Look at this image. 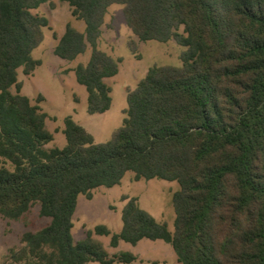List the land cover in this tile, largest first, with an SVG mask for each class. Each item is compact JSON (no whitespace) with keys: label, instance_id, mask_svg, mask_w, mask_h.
I'll use <instances>...</instances> for the list:
<instances>
[{"label":"trees","instance_id":"obj_1","mask_svg":"<svg viewBox=\"0 0 264 264\" xmlns=\"http://www.w3.org/2000/svg\"><path fill=\"white\" fill-rule=\"evenodd\" d=\"M54 0H0V215L20 220L33 206L49 224L27 232L8 264L132 263L131 253L110 256L111 246L143 240L170 245L178 264H264V0H60L72 17L54 54L73 62L88 94V114L108 112V80L121 60L99 48L108 10L123 7L127 27L142 43L175 42L181 67L153 66L134 90L120 128L107 143L72 117L64 148H48L49 115L21 93L19 70L41 66L34 51L49 20L34 14ZM136 52L135 42H130ZM13 89L16 92H13ZM136 181L175 182L174 230L127 199L118 233L104 225L73 236L81 196Z\"/></svg>","mask_w":264,"mask_h":264},{"label":"rangeland","instance_id":"obj_2","mask_svg":"<svg viewBox=\"0 0 264 264\" xmlns=\"http://www.w3.org/2000/svg\"><path fill=\"white\" fill-rule=\"evenodd\" d=\"M34 14L49 20V27L43 30L44 40L33 53L34 59L41 61V66L31 76L24 75L23 69H20L19 81L22 83L21 93L49 115L47 128L54 135V142L48 148L65 147L63 130L68 117L91 133L96 144L107 143L123 124V112L128 107L127 90H134L153 66H182L183 48L173 41L166 44L140 42L126 25L123 7L111 6L105 18L99 48L115 60H121L120 70L116 77L107 81L112 88L111 109L105 114L89 115L87 91L77 83L73 69L78 64L87 63L91 51L73 62L63 61L54 54L57 45L55 35L61 38L68 24L80 32H84L85 25L76 21L70 6L60 0L42 5ZM130 42L136 44L135 53L129 47ZM13 92L16 90L13 89ZM178 190L175 182L136 181L134 175L128 173L120 186L99 188L94 191L91 200L83 196L79 198L74 216V239L82 241L88 231L100 225L106 226L112 234L120 232L122 210L127 199L132 198H136L143 210L173 231L176 216L172 201ZM48 224L49 220L40 215L39 206H33L20 220H9L0 215V264H8L6 257L10 250L21 246L25 233L39 231ZM93 238L103 244L110 256L133 254L136 260L128 264H178L173 248L163 241L143 240L136 246L121 242L118 247H112L110 236L94 235Z\"/></svg>","mask_w":264,"mask_h":264}]
</instances>
